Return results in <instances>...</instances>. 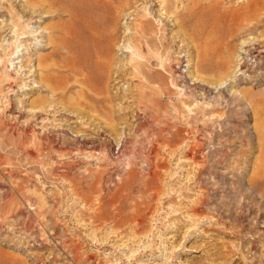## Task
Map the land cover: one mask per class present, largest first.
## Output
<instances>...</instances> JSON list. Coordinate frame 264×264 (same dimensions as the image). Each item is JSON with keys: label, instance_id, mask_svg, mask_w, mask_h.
<instances>
[{"label": "rangeland", "instance_id": "374dc122", "mask_svg": "<svg viewBox=\"0 0 264 264\" xmlns=\"http://www.w3.org/2000/svg\"><path fill=\"white\" fill-rule=\"evenodd\" d=\"M161 1L121 14L105 94L59 75L54 96L38 57L61 21L39 15L17 41L7 6L24 0H0V264H264V0L230 38L223 74L198 70L209 32L197 23L253 0H194L203 8L181 31L188 1L167 13Z\"/></svg>", "mask_w": 264, "mask_h": 264}, {"label": "bare ground", "instance_id": "6f19581e", "mask_svg": "<svg viewBox=\"0 0 264 264\" xmlns=\"http://www.w3.org/2000/svg\"><path fill=\"white\" fill-rule=\"evenodd\" d=\"M133 1L134 0H24L22 8L11 3L7 6V10L12 16V29L17 35V41L22 40L31 32H36L38 30L36 29L34 31L31 25L39 23L37 21L39 15L51 16L52 19L57 18L61 21L60 28L58 27V23L50 27L54 36V39H51L50 42L52 50L38 57V66L42 68L41 81L46 84V87L50 89L54 96L57 94L61 95L58 91L60 89H65L66 85H68L67 82L61 81L53 83L59 75H66V77L73 75L72 79L76 83L85 84L93 93H96V95H103L107 91V86L103 84L105 75L106 73H110L116 65L114 51L119 37L120 17L125 10L133 5ZM180 1L181 3L188 1V4H186L183 9H176L177 11H175L176 15L181 19L179 24V30L181 31L190 28L192 19L203 6L201 7V4L194 0H177L175 3L173 0H162L160 2L162 4L160 12L163 9L166 13L167 11L169 12L172 4H178ZM256 5L258 4L255 0L249 2V5L245 7V11L233 13L232 19H230L228 14H219L217 16H213L211 12H207L204 15L201 14L202 17H200L195 30L200 33L202 30L208 29L209 37L202 48L201 46L198 47V70L224 73L228 60L232 57L233 48L230 38L234 36L235 31L240 27L243 20L248 17L249 11H253ZM209 6L216 7V3L213 2V4ZM2 8L5 7L3 6ZM161 15H159V18L162 21L163 18ZM149 19L150 18L146 16V18L138 22L136 26L137 33L141 37H147L153 32L146 24L149 22ZM30 28H32V30ZM123 46L130 52L131 56L135 54L134 51H131V47L125 46V44ZM20 48L21 42H18L17 44H13L11 53H6L7 56L10 57L5 61V69L14 65V58H12V56L18 54L21 51ZM252 54L253 53H250L246 49V57H252ZM51 60L56 61L55 64H50ZM245 60H247L245 57L239 58V63H237V65L240 66L245 64ZM181 62H183V60ZM219 78L221 79L217 84L218 86L222 85L224 82V78ZM195 85L202 88L200 83ZM83 93L84 92H82V94ZM92 98L103 104L107 100L105 96L96 97L93 95ZM77 99L79 100V97ZM78 100H75L76 102L74 101L75 103L73 102V105L67 103L66 106L71 105L78 107L82 105L80 102L82 100ZM46 101L45 99H37L34 101V105L39 106ZM97 151L98 149L96 152ZM258 170V172H260V168Z\"/></svg>", "mask_w": 264, "mask_h": 264}]
</instances>
